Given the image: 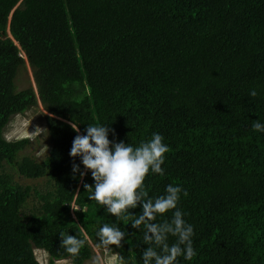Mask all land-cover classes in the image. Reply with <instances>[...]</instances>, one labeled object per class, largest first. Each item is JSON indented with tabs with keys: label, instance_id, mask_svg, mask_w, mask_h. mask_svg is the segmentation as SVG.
I'll return each instance as SVG.
<instances>
[{
	"label": "trees",
	"instance_id": "obj_1",
	"mask_svg": "<svg viewBox=\"0 0 264 264\" xmlns=\"http://www.w3.org/2000/svg\"><path fill=\"white\" fill-rule=\"evenodd\" d=\"M0 36V264H39L35 250L49 264H85L92 247L105 249V224L125 232L110 246L117 259L143 264L144 227L131 226L142 206L108 213L89 199L84 185L95 181L82 158L70 156L88 125H107L112 144L133 148L163 137V175L149 171L143 188L153 200L182 189L177 209L154 221L179 210L193 227L196 255L176 264H264V131L253 129L264 125V0H0ZM24 58L35 91L15 89ZM37 102L49 141L40 163L21 156L28 139L4 138ZM6 166L52 183L29 218L31 189ZM61 233L84 241L77 255Z\"/></svg>",
	"mask_w": 264,
	"mask_h": 264
},
{
	"label": "clouds",
	"instance_id": "obj_2",
	"mask_svg": "<svg viewBox=\"0 0 264 264\" xmlns=\"http://www.w3.org/2000/svg\"><path fill=\"white\" fill-rule=\"evenodd\" d=\"M250 96L257 95L255 90L250 91ZM73 131L79 133L78 125L72 123ZM255 131H264V125L259 122L253 124ZM109 127L107 125H88L86 135H77L73 141L70 156L81 157L86 171H90L94 187L84 185L90 192L89 199L106 207L108 213L120 217L129 209L142 206V214L131 223L134 229L144 227V242L149 245L143 251V264H176L181 255L190 260L196 255L192 246L193 227L186 224L182 213L176 210L171 221L155 223L157 215H164L170 210L177 209L180 199L181 187L169 185L166 195L155 200L148 198L143 185L149 171L163 175L162 165L168 147L162 142L160 134H153L147 142H142L133 148L123 142L112 144L108 139ZM47 133L46 129L39 126L32 133L28 132L31 139ZM79 171L73 165V173ZM85 175L80 173L81 178ZM94 189V191H92ZM187 195V192H184ZM100 243L109 252L110 246H121L125 232L105 224L97 233ZM169 236L175 237V243L169 245ZM61 247L72 255H77L84 241L76 236L61 233ZM42 253L46 255L43 251ZM47 256V255H46ZM48 258V257H47ZM107 264H123V259L113 256Z\"/></svg>",
	"mask_w": 264,
	"mask_h": 264
},
{
	"label": "rangeland",
	"instance_id": "obj_3",
	"mask_svg": "<svg viewBox=\"0 0 264 264\" xmlns=\"http://www.w3.org/2000/svg\"><path fill=\"white\" fill-rule=\"evenodd\" d=\"M0 38L3 39L4 36H0ZM14 84L16 91H21L27 88H32L34 91L36 90L32 70L26 60L25 64L19 69L15 77ZM46 116L47 113L43 110L41 104L37 102L36 107L24 114L13 117L4 132V138L8 141L22 138L28 139L29 144L21 153V156H28L39 163L42 162L48 154L49 141L47 133H42L40 137L31 139L28 136V132H34L37 126L42 129H46ZM5 170L10 172L15 183L23 187H29L31 189V196L21 209L22 217L29 218L32 214L36 213V209L39 206L37 195H43L52 191V183L49 181L48 177H43L40 179H27L16 174L14 170L7 166L5 167ZM92 249L94 253L93 257L85 264H107L108 259L115 256L111 251L106 252L105 249H97L95 247H92ZM34 255L39 264H49L47 256L44 255L42 251L35 250ZM53 264H71V262L69 260H64L54 262Z\"/></svg>",
	"mask_w": 264,
	"mask_h": 264
},
{
	"label": "water",
	"instance_id": "obj_4",
	"mask_svg": "<svg viewBox=\"0 0 264 264\" xmlns=\"http://www.w3.org/2000/svg\"><path fill=\"white\" fill-rule=\"evenodd\" d=\"M18 6V5H17ZM11 16V15H10ZM25 57V56H24ZM23 58V57H22ZM25 60H26V58H25Z\"/></svg>",
	"mask_w": 264,
	"mask_h": 264
}]
</instances>
